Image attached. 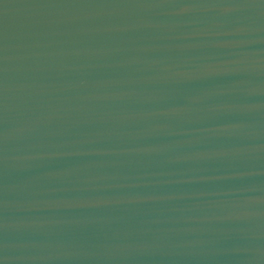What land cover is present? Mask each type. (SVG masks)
<instances>
[{
	"label": "water",
	"instance_id": "water-1",
	"mask_svg": "<svg viewBox=\"0 0 264 264\" xmlns=\"http://www.w3.org/2000/svg\"><path fill=\"white\" fill-rule=\"evenodd\" d=\"M0 264H264V0H0Z\"/></svg>",
	"mask_w": 264,
	"mask_h": 264
}]
</instances>
